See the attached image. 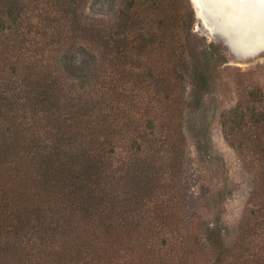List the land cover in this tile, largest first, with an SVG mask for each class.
<instances>
[{
  "label": "trees",
  "instance_id": "trees-1",
  "mask_svg": "<svg viewBox=\"0 0 264 264\" xmlns=\"http://www.w3.org/2000/svg\"><path fill=\"white\" fill-rule=\"evenodd\" d=\"M84 6L0 0V264H264L262 91L221 118L254 175L231 249L189 195L185 108L204 107L226 63L190 0H120L109 23Z\"/></svg>",
  "mask_w": 264,
  "mask_h": 264
},
{
  "label": "rangeland",
  "instance_id": "rangeland-1",
  "mask_svg": "<svg viewBox=\"0 0 264 264\" xmlns=\"http://www.w3.org/2000/svg\"><path fill=\"white\" fill-rule=\"evenodd\" d=\"M119 2L85 0L84 18L109 23L116 18ZM190 2L196 15V35L214 45L226 63L215 72L212 93L206 98L204 107L194 110L187 103L185 108L189 195L194 209L206 221L210 222L216 215L221 217L226 229L225 244L233 249L247 218L246 208L254 188V175L225 139L221 118L223 113L246 99V93L253 88H259L264 95V40L248 42L264 36V0ZM249 15L250 18H245ZM73 53L72 59L77 64L82 65L88 59L83 50ZM185 85V97L190 100L192 87L188 81ZM198 125L209 136L212 162L198 151L195 135Z\"/></svg>",
  "mask_w": 264,
  "mask_h": 264
},
{
  "label": "water",
  "instance_id": "water-1",
  "mask_svg": "<svg viewBox=\"0 0 264 264\" xmlns=\"http://www.w3.org/2000/svg\"><path fill=\"white\" fill-rule=\"evenodd\" d=\"M201 2H203V4H205L204 2H205V0H201ZM205 6V8H207L206 7V5H204ZM204 8V7H203ZM236 9V8H235ZM224 11H226V10H224ZM236 16H240V14H236ZM239 28V27H238ZM240 29H245V30H247L248 28H243V27H240ZM249 37V36H248ZM249 39V38H248ZM247 39V40H248ZM245 40H246V38H245ZM259 40H264V36L262 37V38H260V39H258V40H254V39H252V40H250V41H248V42H250V43H257Z\"/></svg>",
  "mask_w": 264,
  "mask_h": 264
},
{
  "label": "bare ground",
  "instance_id": "bare-ground-1",
  "mask_svg": "<svg viewBox=\"0 0 264 264\" xmlns=\"http://www.w3.org/2000/svg\"><path fill=\"white\" fill-rule=\"evenodd\" d=\"M249 2H256L257 0H248ZM253 11V10H252ZM249 14H251V12L249 13ZM250 18V15L249 16H246L245 18ZM253 17V15L251 14V18ZM249 20V19H248Z\"/></svg>",
  "mask_w": 264,
  "mask_h": 264
}]
</instances>
